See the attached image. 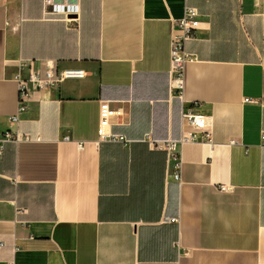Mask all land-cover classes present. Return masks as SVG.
Segmentation results:
<instances>
[{
    "label": "crops",
    "instance_id": "1",
    "mask_svg": "<svg viewBox=\"0 0 264 264\" xmlns=\"http://www.w3.org/2000/svg\"><path fill=\"white\" fill-rule=\"evenodd\" d=\"M188 7L181 99L170 49ZM28 60L83 76L31 92L14 123ZM102 101L119 140L100 137ZM184 107L210 138L183 143L177 181L149 140L190 130ZM17 129L33 139L0 156V264H264V0H79L73 15L0 0V133Z\"/></svg>",
    "mask_w": 264,
    "mask_h": 264
},
{
    "label": "built area",
    "instance_id": "2",
    "mask_svg": "<svg viewBox=\"0 0 264 264\" xmlns=\"http://www.w3.org/2000/svg\"><path fill=\"white\" fill-rule=\"evenodd\" d=\"M242 2L243 0H239ZM45 5L51 11L56 13H64L65 15L77 14L79 10V0H45ZM62 7V8H61ZM201 21L199 12L194 7H188L182 18L177 19L173 24V32L171 38V64L170 78L171 87L177 91V95L182 99L185 88V67L187 62L191 60V54L187 51L186 45L188 40L195 36L196 31L200 28ZM18 73L16 80L19 85V108L18 112L12 117L14 123H18L19 114L27 110V102L30 99V93L33 91H41L50 87H57L65 77H81L83 72L80 70L61 71L55 62L48 61L45 63L44 71L41 72L34 67V61H21L18 65ZM28 68L29 72L26 77L22 76V70ZM106 101L101 102L100 106V137L101 139L119 140L114 135H107L104 127L109 123L111 116L115 114ZM182 121L190 130L183 131L179 139H151L149 140L151 147L157 150H166L175 159L174 178L181 180V158L180 148L183 143L190 140H208L210 134L206 130L207 117L204 114L195 112L191 107L183 108ZM33 137L30 133L17 130H6L0 133V156L3 153L4 145L8 141L20 142L30 141ZM262 145L264 146V134L262 136ZM82 147V144H79ZM3 243H0V248Z\"/></svg>",
    "mask_w": 264,
    "mask_h": 264
},
{
    "label": "bare ground",
    "instance_id": "3",
    "mask_svg": "<svg viewBox=\"0 0 264 264\" xmlns=\"http://www.w3.org/2000/svg\"><path fill=\"white\" fill-rule=\"evenodd\" d=\"M62 8V7H61Z\"/></svg>",
    "mask_w": 264,
    "mask_h": 264
},
{
    "label": "rangeland",
    "instance_id": "4",
    "mask_svg": "<svg viewBox=\"0 0 264 264\" xmlns=\"http://www.w3.org/2000/svg\"><path fill=\"white\" fill-rule=\"evenodd\" d=\"M50 10V9H49Z\"/></svg>",
    "mask_w": 264,
    "mask_h": 264
}]
</instances>
